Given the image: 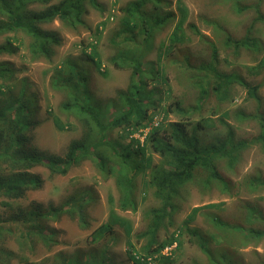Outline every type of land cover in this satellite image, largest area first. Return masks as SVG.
<instances>
[{
	"label": "trees",
	"instance_id": "16d2710c",
	"mask_svg": "<svg viewBox=\"0 0 264 264\" xmlns=\"http://www.w3.org/2000/svg\"><path fill=\"white\" fill-rule=\"evenodd\" d=\"M52 1L0 0V37L23 34L28 40L29 54L34 62L40 58L50 59L53 55V43H58L56 34L43 31L41 25L57 19L65 28L75 29L84 24L83 17L87 15L88 6L97 11L103 10L99 0ZM228 1L238 14L251 8L243 6L242 0ZM177 2L180 17L170 35L173 37L167 44L164 42L159 46L156 57H150L153 40L159 30L165 28L169 21L175 20V13L168 10L173 1L130 0L120 9V26L110 39L115 52L108 60L114 68L127 69L130 74L126 89H117L114 98L96 97L97 101L90 105L84 99L87 91L79 96L74 94L75 86L71 87V91L62 87L65 83L71 84L73 75L63 78L64 83L60 86H54L58 90L65 89V99L60 102L59 111L73 115L83 127L81 137L70 142L64 156L51 155L33 144L27 132L34 126L29 121V115L35 101L37 105V98L34 93L29 92L27 78L15 76L20 70L14 68L9 61H0V122L6 132L4 134L0 131V166L7 171L5 176L0 177V198L6 199L1 201V205L6 209L10 208V211L12 201L22 199L29 190L39 187L40 179L29 172L39 165L46 167L49 175L54 176L66 175L72 167L91 161L102 178L111 177L114 181L119 194L117 204H114L113 197L109 194L107 199L110 211L107 222L94 230L101 237L98 239L100 245L89 251L103 249L95 253H101L104 260L86 261L85 264H114L107 245L115 243V239L111 237L105 240L108 237L105 234L114 233L116 226L126 236L127 255L132 264H162L172 255L164 254L166 247L176 244L174 249L180 250L183 231L194 238L202 252H206L204 236L199 230L189 228L188 224L203 207L213 209L218 205L193 208L182 227H177L169 237L161 240V230L169 229L172 213L179 209L175 201L183 193L186 194L190 186L199 189L217 186L222 191H228L231 185L230 175L238 173V165L250 145L260 144L264 149V109L258 96L260 84L251 85L239 74L218 68L220 49L227 51L232 58L242 49L258 51V40L252 36L251 27L239 37L231 35L222 24L215 21L210 22L213 37L194 28L193 33L204 49L203 57L194 63V58L187 50H178L174 55L170 53L175 43L190 40L182 29L186 16L181 0ZM31 5L43 8L35 10L30 8ZM253 9L256 13L255 20L264 24V14L260 13L259 6L256 5ZM12 41L8 38V42L0 44V56L15 53L18 46L13 45ZM88 46L91 51L87 55L93 52L96 43ZM177 53L180 55L177 56ZM259 64L264 66V60ZM65 66L66 62H63L58 69L63 72ZM168 66H174L177 75L178 72L182 74V71L188 79L198 78L195 82L197 99L193 106L186 105L184 99L168 102L172 92L171 84L166 79ZM251 69L256 71L258 67ZM100 72L106 74L107 71L104 68ZM167 85L170 86L169 93L161 90L162 86ZM235 85L246 90L245 100L252 105V113L240 111L236 117L258 121L260 132L254 138H238L224 120L227 113L219 119H212L211 116L202 117L199 112H195L206 105L208 100L215 102L218 107L231 103ZM26 95L30 98H26ZM24 107L26 113L18 116L22 120L7 118L14 112H24ZM193 113H197L195 118H192ZM170 115H175L178 119L167 121ZM217 122L225 127L221 136H217ZM122 140L127 142L123 143ZM153 154L159 158L157 163L153 161ZM139 176L140 186L136 181ZM240 184H245L249 192L257 191L264 187V177L259 174L243 177L233 184L236 193ZM140 188L143 195L151 194L155 204L144 212L145 228L134 235L136 241H143V245L137 249L130 240V223L120 217L114 205L121 211L135 210L136 195ZM91 204L89 191L84 189L56 206L52 203L43 206L41 203L30 202L25 208H14L15 212L10 211L7 218L0 216V264H37L29 259L34 255L37 244L42 243L50 250L56 242V229L49 222L60 221L66 216L75 221L80 229L88 230ZM245 208L247 214L240 215L236 219L237 223L209 212V215H204L218 229L228 225L236 228L241 234L237 240L241 245H246L264 237V232L255 226L256 223L263 224L264 217L255 206L247 205ZM7 242H12L15 249L11 250ZM77 256L72 254L71 259L74 261ZM71 259L59 252L53 256L50 264H70ZM259 264H264V261Z\"/></svg>",
	"mask_w": 264,
	"mask_h": 264
},
{
	"label": "rangeland",
	"instance_id": "374dc122",
	"mask_svg": "<svg viewBox=\"0 0 264 264\" xmlns=\"http://www.w3.org/2000/svg\"><path fill=\"white\" fill-rule=\"evenodd\" d=\"M58 1L53 0L52 3ZM99 1L103 10L97 11L88 6L87 15L83 17L84 24L75 29L65 28L57 19L49 24L41 25L43 31L53 32L58 39V43H53V55L50 59L40 58L35 62L31 60L28 40L21 33L7 34L0 37V44L8 42L9 38L13 40L11 42L13 45L18 46L14 54L1 55L0 61H9L14 68L21 71L15 76L27 78L29 92L34 93L38 101L36 105L34 100L35 103L31 106L32 112L29 115V121L34 123V126L27 132V135L31 137L37 148L51 155L64 156L70 142L79 139L83 132L81 123L73 115H67L59 111L60 102L65 99V89L58 90L54 87L56 84L60 86L64 83L63 78L73 75L71 84L65 83L62 87L71 91V87L74 88L75 86L74 94L79 96L87 91L89 96L86 94L84 99L90 105L97 101L96 97L114 98L115 91L126 89L128 84L130 71L114 68L108 59L115 52L111 47L110 39L120 26L122 17L120 9L130 0ZM172 1L173 5L168 10L175 13L176 18L169 21L165 28L159 30L156 34L150 57H156L159 46L164 42L167 44L168 40L173 37L170 35L180 15L177 0ZM242 1L243 6H251V8H247L238 14L228 0L225 2L221 0H181V6L186 16L182 29L190 40L175 43L171 48L173 51L171 50L170 53L174 55L178 50H187L194 58V63L199 62L200 58L203 57L204 49L198 41V37L193 33V29L195 28L200 33L213 37V29L210 23L212 21L222 24L235 37H239L247 28L251 27L252 36L258 40V51L242 49L235 58H232L230 54H227V51L220 49L218 68L222 71L239 74L244 81L251 85L260 84L258 96L264 109V66L259 64L264 60V24L255 20L256 13L253 9L254 6L258 5L260 13L264 14V0L261 2L259 0ZM30 8L42 9L39 5H31ZM90 43H96V47H94L91 54L87 55L91 51L88 46ZM179 55L180 53H177V56ZM63 62H66V66L65 71L61 72L58 68ZM254 66L258 67L256 71L251 69ZM104 68L107 71L106 74L100 72ZM66 69L73 73H69ZM174 70V66H168L166 69V79L171 84L172 91L168 102L175 99H184L186 105L193 106L197 99L195 82L198 78L188 79L182 71H180L182 74L178 72L177 75V71ZM57 80H59L58 83ZM161 90L169 93L170 86H162ZM232 95L234 99L229 104L218 107L215 102L208 100L206 105L195 112H199L202 117L211 116L212 119H219L227 113V118H224V120L235 131L238 138H254L260 132L258 121L253 118L239 119L236 117V114L240 111L252 113V105L245 100L247 97L246 90L239 85H235ZM26 98L30 97L26 95ZM25 110L24 107V112L19 111L18 114L14 112L8 115L7 118H20L18 116L24 115ZM197 113H193L194 117L192 116V118H195ZM177 119V116L170 115L167 121H176ZM20 120L22 119L20 118ZM215 125L217 136H221L225 131V127L219 122ZM3 126L0 122V131L5 134ZM122 141L123 143L127 142L126 140ZM153 161L154 163L159 161L155 154H153ZM238 167V173L230 175L231 185L228 191H222L217 186L210 189H199L190 186L187 193H183L181 198L175 201L179 209L172 213L169 229L161 230L159 234L161 240L169 237L177 227H182L187 215L192 212L193 208L208 204L218 205L219 207L215 206L213 209L203 207L201 211L195 214L194 220L188 224L189 228L199 230L204 236L203 239L207 246L206 252H202L194 238L183 231L180 250L174 249L171 251V258L165 259L162 264H259V262L264 261V237L258 241L241 245L240 241L237 240V237L241 234L237 232L236 228L228 225L218 229L212 226L213 223L204 215L217 214L226 221L237 223L236 219L240 215H246L247 210L245 207L250 205L255 206L264 217V187L249 192L245 184H240L236 193L233 185L243 177L250 175L259 174L264 177L263 147L260 144L250 145L243 154ZM13 172H16V170ZM6 173L5 168L0 166V177L5 176ZM30 173L40 179V185L29 190L22 199L12 201L10 210L12 213L15 212L14 208H25L30 202L41 203L43 206L52 203L56 206L72 194L84 189L89 191L92 204L89 206L90 229H80L75 221L66 216H63L60 221L49 222L56 229L55 244L51 246L50 250H47L42 243H38L34 255L30 256L29 259L37 264H50L53 256L61 252L70 256V259L72 254L78 255V258H75L74 261L71 259L70 264H85L86 261L104 260L101 253H95L101 252L103 249L95 252L89 251L93 248L97 249L100 245L98 239L101 237L94 230L99 225L107 222L110 211L107 199L109 194L113 197L114 204H117L119 194L113 179L111 177L102 178L97 172V167L91 161H84L78 166L72 167L66 175L51 176L48 169L41 165L32 168ZM136 179L140 186L141 176ZM227 186H229L228 183ZM1 201H6V199L0 198V216L7 218L10 214V208H4ZM154 204L151 194L143 195L140 188L136 195L135 210L121 211L117 205H114L120 217L130 223V240L137 249L143 245V241H136L134 235L145 228L144 212ZM255 226L264 232V223H256ZM105 235L108 236L105 237V240L111 237L115 239L113 244L107 245L108 242L105 243L113 263L132 264L127 255L128 248L125 244L126 236L123 230L116 226L114 233L107 232ZM7 244L11 250L15 249L12 242H7ZM166 251L164 250V252ZM44 259L47 260L44 261ZM55 261L57 262L56 259ZM12 264L16 263L12 262Z\"/></svg>",
	"mask_w": 264,
	"mask_h": 264
},
{
	"label": "clouds",
	"instance_id": "9594fccd",
	"mask_svg": "<svg viewBox=\"0 0 264 264\" xmlns=\"http://www.w3.org/2000/svg\"><path fill=\"white\" fill-rule=\"evenodd\" d=\"M100 2V1H99ZM40 6V5H39ZM43 8V7H42ZM94 9V8H93ZM4 168V167H3ZM30 172V171H29ZM173 245H174V247H173ZM172 246H170V247H166L164 250L166 251V250H168V249H170L169 251H166V252H164L166 255H169L170 253H171V251H173V249L174 248H176V244H173ZM172 248V249H171Z\"/></svg>",
	"mask_w": 264,
	"mask_h": 264
}]
</instances>
